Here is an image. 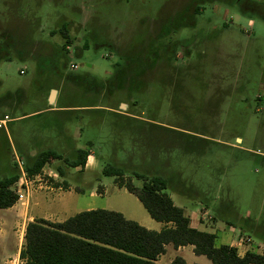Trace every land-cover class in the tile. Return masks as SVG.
Here are the masks:
<instances>
[{
    "label": "rangeland",
    "instance_id": "1",
    "mask_svg": "<svg viewBox=\"0 0 264 264\" xmlns=\"http://www.w3.org/2000/svg\"><path fill=\"white\" fill-rule=\"evenodd\" d=\"M249 1L264 8V0ZM63 24L71 38L66 49L58 33ZM3 43L9 59L0 61V120L7 119L0 127V178L19 175L18 164L44 151L71 158L77 149L90 150L93 166L84 171L62 161L45 165L56 175L49 180L53 190H37L43 197L53 191L49 213L59 201L69 208L57 219L95 209L150 218L134 195L102 173L126 167L163 177L164 192L186 215H197L199 230L216 234L217 245L264 254V244L258 248L264 243V19L258 13H244L230 0H0ZM148 51L153 67L135 77L141 90L106 93L122 82L117 75L126 82ZM10 216L0 209V264H18L24 242L25 212L12 231ZM4 234L16 241H2ZM239 237L252 244L238 246ZM176 256L169 247L160 264ZM180 256L187 264H212L190 247Z\"/></svg>",
    "mask_w": 264,
    "mask_h": 264
},
{
    "label": "trees",
    "instance_id": "2",
    "mask_svg": "<svg viewBox=\"0 0 264 264\" xmlns=\"http://www.w3.org/2000/svg\"><path fill=\"white\" fill-rule=\"evenodd\" d=\"M230 1L239 3L244 13L255 12L264 19V8H259L249 0ZM164 30L169 31V28L166 26ZM58 33L66 49L71 39L67 25L63 24ZM4 44L0 45V61L9 59ZM160 48L166 52V49ZM152 55V51L142 55L140 68L127 75L126 82L117 75L116 81L122 82L109 84L106 93L124 89L127 93L140 91L143 83L135 77H140L153 67L151 62L147 64ZM89 155L90 150L81 149L75 150L71 158L56 151H44L32 158L29 164H25L24 170L29 176L35 175L53 161H62L68 167L83 169ZM126 170V167L107 166L102 173L114 177L118 188H124L134 195L153 220L165 224L159 232L150 231L126 219L121 213L103 209L82 211L62 222L35 218L25 226L24 242L19 252L21 264H158V257L165 254V246L168 244H172L175 249L190 245L195 255L205 256L212 264H264L263 254L246 251L241 256L233 246H216L215 234L192 228L190 218L164 192L167 181L163 177H148L133 170L126 173ZM57 173L60 177L64 176L60 167ZM18 177V174L13 173L0 178V209H8L16 203L11 187ZM132 178L140 180L141 187H135ZM55 185L60 187L57 183ZM171 264L186 262L175 257Z\"/></svg>",
    "mask_w": 264,
    "mask_h": 264
},
{
    "label": "crops",
    "instance_id": "3",
    "mask_svg": "<svg viewBox=\"0 0 264 264\" xmlns=\"http://www.w3.org/2000/svg\"><path fill=\"white\" fill-rule=\"evenodd\" d=\"M55 104V100H53V104ZM93 155L92 153L90 152V155L88 156L87 158V161H86V165L83 169H81V171H84L86 170L87 168H90V166H93L90 162V159H92L93 161ZM80 167H77L76 169L79 170ZM43 188H46L48 190H53L51 187L47 186V187H43ZM61 187H56V190H59ZM41 189V188H40ZM73 188L72 187H69V189H66V190H72ZM37 190H39V188H37L31 195L30 197V200L29 202H31V206H30V209L28 211V206H29V202L28 204L26 205V209L24 210L23 209V206L20 202L18 203H15L12 207L6 209V211H10L11 212V216L7 219V227H9L11 229V231L13 230V227L14 225L20 220V216L22 214H26V220L25 222H23V225H22V231H21V235H22V239H23V236H24V231H25V226L28 222L32 221L33 219L35 218H42V219H45V220H48V221H51V222H62L64 220H66L67 218L71 217H65V219H62V220H59L57 219V214L58 212H62L64 214L67 213V211L69 210L68 206L67 205H64L63 204V201H59V202H62L60 203L61 205H59V209L56 213H49V207L52 205L53 203V199L50 198L51 196V193L53 192H47L45 193V197H43L42 193H39ZM37 191V192H36ZM80 191H78L77 193H80ZM92 195H96V192L95 193H91ZM99 195V194H98ZM171 198V197H170ZM172 199V198H171ZM173 201V200H172ZM47 202L49 204H47ZM174 203V201H173ZM47 204V205H46ZM51 204V205H50ZM49 206V207H48ZM47 211V213H46ZM184 211V209H183ZM45 213V214H44ZM184 214L186 215L185 211H184ZM74 216V215H73ZM187 217L190 218V226L192 228H195L197 230H199V225H198V222L197 221H194L193 220V217L197 216V215H186ZM150 217V216H149ZM126 219L128 220H132V221H135L136 223H138L139 225H141L142 227L150 230V231H155V232H159L164 226L165 224L164 223H160V222H156L155 220H153L151 217L150 218H147V217H142L141 218V221H136L134 219H131V218H127L125 217ZM195 219V218H194ZM154 221V222H153ZM10 231V232H11ZM229 231H231V227L229 229ZM216 236V239H217V235L215 234ZM1 237H5L3 238L4 242H9L12 243V242H15L16 241V237L12 234V235H9V234H4L2 235ZM216 241V240H215ZM23 243V242H22ZM225 244H228V243H225ZM258 244H264V243H258ZM229 245V244H228ZM216 246H219L216 244ZM22 247V244L20 245V248L17 252V259H18V264H21V260L19 259V252H20V249ZM169 247H172L173 248V251L176 255V257H180L182 258L184 261V257H181V253L182 251L187 248V247H190L191 250H193V247L192 246H185V247H179L178 249H175L172 244H168L165 246V249H166V252L168 251ZM248 251H252V250H248ZM10 251L8 249V252H6L7 255H10ZM162 256L161 255L160 257H158V260H157V263L160 264L161 263V259H162ZM186 262V261H185ZM187 264V263H186Z\"/></svg>",
    "mask_w": 264,
    "mask_h": 264
},
{
    "label": "built area",
    "instance_id": "4",
    "mask_svg": "<svg viewBox=\"0 0 264 264\" xmlns=\"http://www.w3.org/2000/svg\"><path fill=\"white\" fill-rule=\"evenodd\" d=\"M20 73H22V71H20ZM5 121H7V119L0 120V127H3L5 125ZM45 168L46 166H44L39 173L29 176L25 172L23 164L22 163L18 164L19 177L18 180L11 187V190L14 192L16 196V203L20 202L22 205L26 206L30 200L32 193L37 188L40 189L43 187H47L49 186V182H50L49 180L55 179L56 175L51 170L47 172ZM246 243L252 244V241L249 237L246 238L239 237L238 246H244V244ZM258 248H261L260 244H258Z\"/></svg>",
    "mask_w": 264,
    "mask_h": 264
},
{
    "label": "water",
    "instance_id": "5",
    "mask_svg": "<svg viewBox=\"0 0 264 264\" xmlns=\"http://www.w3.org/2000/svg\"><path fill=\"white\" fill-rule=\"evenodd\" d=\"M55 94H56V91L55 90H51V93H50V96H49V103L53 102ZM122 106H124V105H122Z\"/></svg>",
    "mask_w": 264,
    "mask_h": 264
}]
</instances>
